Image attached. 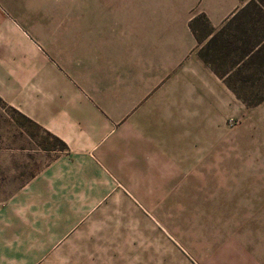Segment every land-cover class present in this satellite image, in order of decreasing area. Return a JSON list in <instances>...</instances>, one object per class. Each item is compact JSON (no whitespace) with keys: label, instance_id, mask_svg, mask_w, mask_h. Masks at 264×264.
<instances>
[{"label":"crops","instance_id":"1","mask_svg":"<svg viewBox=\"0 0 264 264\" xmlns=\"http://www.w3.org/2000/svg\"><path fill=\"white\" fill-rule=\"evenodd\" d=\"M249 1L89 0L73 26L64 11L49 17L47 0H0L8 137L36 145L39 129L60 145L0 197V264H31L30 253H55L73 236L90 241L96 211L127 191L129 163L166 160L176 115L190 121L238 98L227 85L232 70L216 62L237 23L254 17Z\"/></svg>","mask_w":264,"mask_h":264},{"label":"rangeland","instance_id":"2","mask_svg":"<svg viewBox=\"0 0 264 264\" xmlns=\"http://www.w3.org/2000/svg\"><path fill=\"white\" fill-rule=\"evenodd\" d=\"M46 8L49 17L64 11L65 25L75 26V11H87L89 0H47ZM248 10L253 19L234 25L230 49L216 62L218 71L232 70L231 86L262 79L253 66L237 70L248 66L253 27L264 25L253 24L264 10ZM218 101L222 112L190 121L176 115L175 137L163 147L169 152L159 155L166 160L129 163L127 191L111 195V210L96 211L90 241L73 236L55 253H30L31 264H264V99L251 106L237 97ZM8 114L0 105L1 198L38 171L50 156L46 147H60L39 129L32 130L36 145L11 144ZM15 138L24 142L23 132Z\"/></svg>","mask_w":264,"mask_h":264},{"label":"trees","instance_id":"3","mask_svg":"<svg viewBox=\"0 0 264 264\" xmlns=\"http://www.w3.org/2000/svg\"><path fill=\"white\" fill-rule=\"evenodd\" d=\"M250 7H254L258 9L259 11L264 10V0H251L249 1L245 9H250ZM258 18L254 19V24L262 22L264 19V14L257 13ZM257 25V24H256ZM253 28L255 32V39L254 41H251L249 43V46L246 48V56L248 55L247 58H249L247 65L248 66H241L239 67L238 73L243 68H250L253 66V71L254 73L259 76V78H262L259 83L251 82L249 85H247L246 81H241V85H227L232 89V91L238 96V98H241V100L251 106V105H256L259 102H261L264 99V93L262 95H259V91H261V86L264 85V25L262 27H256L254 26ZM260 28V35L257 33V30ZM247 88H251L253 90H256L255 96L252 98H247L244 94L245 90Z\"/></svg>","mask_w":264,"mask_h":264}]
</instances>
